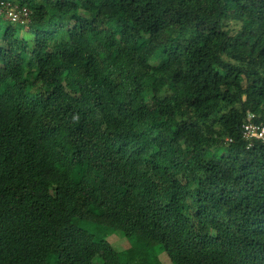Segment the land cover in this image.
Returning <instances> with one entry per match:
<instances>
[{"label": "trees", "instance_id": "trees-1", "mask_svg": "<svg viewBox=\"0 0 264 264\" xmlns=\"http://www.w3.org/2000/svg\"><path fill=\"white\" fill-rule=\"evenodd\" d=\"M249 115L264 0H0V264H264Z\"/></svg>", "mask_w": 264, "mask_h": 264}, {"label": "built area", "instance_id": "built-area-1", "mask_svg": "<svg viewBox=\"0 0 264 264\" xmlns=\"http://www.w3.org/2000/svg\"><path fill=\"white\" fill-rule=\"evenodd\" d=\"M6 12L7 18L14 22L25 23L26 17L28 16L27 10L19 12L15 8H9ZM253 118V115H249L247 122L242 127L243 138L249 142V147H252L255 141L264 144V122L257 124Z\"/></svg>", "mask_w": 264, "mask_h": 264}, {"label": "rangeland", "instance_id": "rangeland-1", "mask_svg": "<svg viewBox=\"0 0 264 264\" xmlns=\"http://www.w3.org/2000/svg\"><path fill=\"white\" fill-rule=\"evenodd\" d=\"M118 236L108 237L107 240L111 243V245L120 253V257L122 261L125 260L126 257V249H127V241L122 238V235L117 234ZM163 264H168L169 260L165 256H161ZM96 264H100V259H96ZM49 264H55L52 260Z\"/></svg>", "mask_w": 264, "mask_h": 264}]
</instances>
